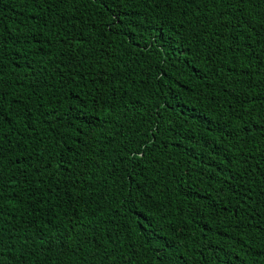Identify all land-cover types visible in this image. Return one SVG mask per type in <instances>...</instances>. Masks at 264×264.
Instances as JSON below:
<instances>
[{"label":"trees","instance_id":"16d2710c","mask_svg":"<svg viewBox=\"0 0 264 264\" xmlns=\"http://www.w3.org/2000/svg\"><path fill=\"white\" fill-rule=\"evenodd\" d=\"M0 264H264V0H0Z\"/></svg>","mask_w":264,"mask_h":264}]
</instances>
